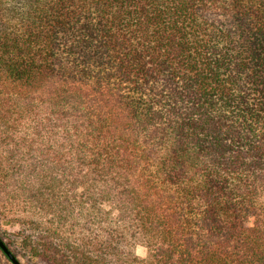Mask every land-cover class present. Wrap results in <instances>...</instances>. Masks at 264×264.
Instances as JSON below:
<instances>
[{
	"label": "trees",
	"instance_id": "16d2710c",
	"mask_svg": "<svg viewBox=\"0 0 264 264\" xmlns=\"http://www.w3.org/2000/svg\"><path fill=\"white\" fill-rule=\"evenodd\" d=\"M0 237L264 264V0H0Z\"/></svg>",
	"mask_w": 264,
	"mask_h": 264
},
{
	"label": "water",
	"instance_id": "95a60500",
	"mask_svg": "<svg viewBox=\"0 0 264 264\" xmlns=\"http://www.w3.org/2000/svg\"><path fill=\"white\" fill-rule=\"evenodd\" d=\"M0 247L1 249L6 253V255L8 256V258L10 259V261L13 264H23L5 245V243L3 242V240L0 237Z\"/></svg>",
	"mask_w": 264,
	"mask_h": 264
},
{
	"label": "rangeland",
	"instance_id": "374dc122",
	"mask_svg": "<svg viewBox=\"0 0 264 264\" xmlns=\"http://www.w3.org/2000/svg\"><path fill=\"white\" fill-rule=\"evenodd\" d=\"M22 260L24 261L23 258ZM0 264H12V262L0 252Z\"/></svg>",
	"mask_w": 264,
	"mask_h": 264
}]
</instances>
